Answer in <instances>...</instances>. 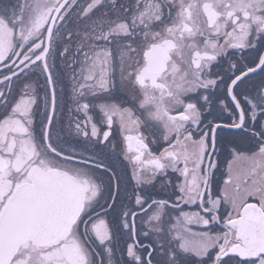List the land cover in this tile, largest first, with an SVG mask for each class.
<instances>
[{"label": "snow or ice", "instance_id": "1", "mask_svg": "<svg viewBox=\"0 0 264 264\" xmlns=\"http://www.w3.org/2000/svg\"><path fill=\"white\" fill-rule=\"evenodd\" d=\"M0 264H264V0H0Z\"/></svg>", "mask_w": 264, "mask_h": 264}]
</instances>
